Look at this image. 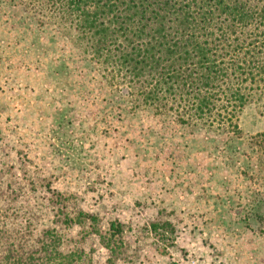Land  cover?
I'll use <instances>...</instances> for the list:
<instances>
[{"label": "rangeland", "instance_id": "1", "mask_svg": "<svg viewBox=\"0 0 264 264\" xmlns=\"http://www.w3.org/2000/svg\"><path fill=\"white\" fill-rule=\"evenodd\" d=\"M38 7L0 0L8 232L54 230L74 264H264V100L237 133L153 114Z\"/></svg>", "mask_w": 264, "mask_h": 264}, {"label": "trees", "instance_id": "2", "mask_svg": "<svg viewBox=\"0 0 264 264\" xmlns=\"http://www.w3.org/2000/svg\"><path fill=\"white\" fill-rule=\"evenodd\" d=\"M32 1L153 114L237 133L242 112L264 100V0ZM5 211L0 264H74L54 230H42L36 246L29 227L8 232Z\"/></svg>", "mask_w": 264, "mask_h": 264}]
</instances>
